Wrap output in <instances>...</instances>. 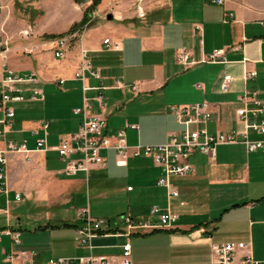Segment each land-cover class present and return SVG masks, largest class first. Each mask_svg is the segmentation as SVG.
<instances>
[{
	"label": "crops",
	"instance_id": "1",
	"mask_svg": "<svg viewBox=\"0 0 264 264\" xmlns=\"http://www.w3.org/2000/svg\"><path fill=\"white\" fill-rule=\"evenodd\" d=\"M10 1L3 2L7 13L0 18V34L8 42V46L0 49V79L7 70L16 74L35 73L40 80L28 87L43 90L45 100L26 101L30 108L24 113H18L14 107L21 103L11 104L16 113L14 131L5 139L0 138V153L6 151L9 141L26 140L28 147L35 149L36 140L44 136L41 130L44 122L50 123L47 144L56 147L79 130L83 116L73 111L84 106L85 96L90 98L89 114H103L107 118V134L113 136V150L103 152L105 165L90 175L94 181L105 182L99 185L98 196L114 199L113 210L106 212L114 215L115 224L107 218L109 232L96 237L92 249L78 246L76 229L83 225L79 210L89 207L96 218H103L104 213L101 209L93 210L89 199L87 207L76 200L85 184L83 173L67 177L63 173L65 164L54 150L7 154V192L0 194V264H7L8 255L21 251L34 252L30 258L36 264L90 255L106 257L110 264H126L127 242L132 246V264H212L211 244L238 242L249 244L252 257L264 264V151L249 153L244 145L238 144L218 147L214 159L194 153L190 162L196 172L172 178L170 182L180 197L170 198L168 190L157 182L163 175L162 169L144 157L130 158L122 166L120 144L121 131H125L129 146L164 143L172 132L183 129L170 108L205 101L213 105L214 112L204 126L209 133L242 131L236 115L240 107L238 97L248 91L264 102V0H225L223 6L208 0H147L142 18L136 17L130 0H104L102 7L110 9L107 15L112 14L114 20L105 21L103 27L94 24L62 60L47 52L43 38L33 40L31 36L36 31L43 36L66 33L82 20L83 10L92 0L86 4L74 0H59V6L48 4L45 7L54 15L71 11L64 26L52 29L58 22L50 26L43 20L36 30L29 26L20 28V37L8 29L10 23L11 29L15 24ZM45 1L48 0H40L41 9L35 8L42 10L43 16L47 15L42 7ZM152 12L155 14L151 15ZM225 14L234 17L226 18ZM96 20L98 24L104 19ZM196 27L200 29L196 31ZM106 39L109 49L104 45ZM23 41L31 44L21 45ZM180 49H186L190 61L197 64L188 68L179 63ZM2 50L5 52L1 53ZM215 50H224L225 63L201 62ZM83 51L89 52L92 67L102 75V81L88 75L85 85L98 87L103 83L108 87L103 94L106 103L114 106L111 110L108 104L105 111L100 109L92 100L96 92L84 94V82L76 78ZM246 70L256 71L257 77L245 80ZM230 77L229 91L224 92L221 84ZM122 79L130 84L125 85ZM60 80H64L61 86L57 84ZM117 81L136 95L143 93L151 98L159 94L166 110L161 113L147 107L132 122L122 118L117 112L123 103L118 92L124 90L115 88ZM52 84L56 87H51ZM24 94L30 95L29 91ZM130 125H137L138 129H131ZM32 130H39V136H32ZM251 137L264 139L262 135ZM129 176L133 181L122 185ZM13 203H29L33 208L47 204L49 210L60 207L64 216L46 220L37 227L24 225L23 230L21 217H12ZM153 207L170 209L179 220L169 229L135 232L125 237L124 215L154 225L158 219L151 213ZM16 234L20 235L19 243L15 242ZM27 263L14 260V264Z\"/></svg>",
	"mask_w": 264,
	"mask_h": 264
},
{
	"label": "built area",
	"instance_id": "2",
	"mask_svg": "<svg viewBox=\"0 0 264 264\" xmlns=\"http://www.w3.org/2000/svg\"><path fill=\"white\" fill-rule=\"evenodd\" d=\"M219 6L225 4V0H208ZM4 6L0 5V13ZM140 14L143 15L140 8ZM226 18H233V14H225ZM90 23L85 24L81 29L64 36L54 39H48L47 46L52 48L55 58L62 59L69 51L70 43L79 39L80 35L85 32ZM104 45L109 49V39L104 41ZM8 46V42L4 40L0 34V48ZM118 51L121 46L117 43ZM5 51L2 50L1 53ZM183 63L189 61L190 55L185 51L181 52ZM184 54V55H183ZM224 50H215L203 62L208 63H225ZM86 73H90L93 79L102 81L101 73L98 69H94L90 63L87 52H82L81 64L76 73V78L84 82V94L87 91H97L96 97L99 105L103 104V92L108 88L101 83L98 87H86ZM244 79H254L257 77L256 71H245ZM39 77L35 73L16 74L10 70L4 72L0 79V138L5 139L14 131L16 113L11 104L23 103L26 101H44L45 94L43 90L37 88H29V85L39 82ZM64 80L58 81V85H63ZM232 78H226L221 84V90L229 91ZM201 85H197L198 89ZM119 88H124L119 82ZM30 93L26 96L24 93ZM89 99L85 96L84 103L87 104ZM240 107L237 109V121L242 124V131H233L228 133H217L216 135L209 133L204 126L210 121L214 112L213 105L209 102H201L193 105L172 106L171 112L176 117L177 122L183 127L181 131L172 132L167 141L156 145H136L129 146L127 144L125 131H121V152L122 166L126 165L130 158H149L154 164L162 169L163 175L157 181L160 187L168 190L170 198H179V191L174 189L172 178L187 177L196 172L194 165L191 164L190 158L194 153H200L208 156L210 159L216 157L217 148L220 146L242 144L246 147L247 152L264 151V139H251V135L264 136V102L258 99L254 93L245 91L237 99ZM84 104L81 108L74 109L75 115H82L83 121L79 130L61 140L56 147H49L47 144V134L50 127L49 122L42 123L41 130L44 136L36 140L35 149H30L26 140L20 143L9 141L6 151L0 153V194L7 192L6 187V155L11 153L29 154L34 151L42 152L54 150L58 153L59 158L64 162L65 168L63 173L67 177H75L81 173L87 176L94 169H98L105 165L106 158L103 152L113 150V136L107 134V118L103 114L91 115L87 111ZM105 108V107H104ZM103 108V111H104ZM131 129H138L137 125L128 126ZM32 136H39V130H32ZM132 188L129 187L128 191ZM17 200L21 199L20 195L16 196ZM183 204V203H182ZM152 215L157 217V224L136 221L131 215H124V223L126 224L125 237L129 238L135 232H142L154 229L172 228L179 216L170 209L163 210L153 207ZM78 217L83 225L76 229V243L81 247L93 248V240L103 234H108L110 227L109 220L104 218H96L91 215L89 207L79 210ZM9 234V233H8ZM19 234L15 235V242L19 243ZM212 264H261L252 257L248 250L249 244L244 242L211 244ZM132 246L129 242L125 243L126 264H132ZM35 255L34 252L21 251L12 253L7 256L6 263L14 264V260L28 261L27 264H36L30 258ZM46 264H110L106 257H89L81 258H59L51 259Z\"/></svg>",
	"mask_w": 264,
	"mask_h": 264
},
{
	"label": "rangeland",
	"instance_id": "3",
	"mask_svg": "<svg viewBox=\"0 0 264 264\" xmlns=\"http://www.w3.org/2000/svg\"><path fill=\"white\" fill-rule=\"evenodd\" d=\"M7 1H9V0H7ZM58 1L59 0H48V1L43 2L42 3V5H43L42 7H44V9L47 12V15L43 16V11L40 10L41 8L39 7L40 0H11L10 3H12V5H13V11L12 12H14V15H15V24H14V27L11 29L12 23H10V25L8 27L9 31H11V32L14 31L17 34V36L20 37L18 35V32H19L20 28H22V30H24V29H28V26H29V27H32L34 30H36V29H38L39 26H41L43 24V20H45V22H47V23H50V26H53V24L55 22L56 23L58 22L55 27H52V29H61L64 26V24H65V18L68 17V16L70 17L72 15L71 11L70 10H66L62 14L54 15L51 12L48 11V7H45V6H48V4H50V6H54V5L59 6ZM74 1L76 2V0H74ZM89 1L90 0H84L82 3H78V4H86ZM130 1H131L132 5H133V10H135V12H136V17L138 15L139 17L142 18L144 16V12H143L142 8H144V10H145V8H146L145 4H146L147 0H130ZM3 2H5V0H0V5H6ZM91 2H93V0ZM103 2H104V0L101 2V4L98 7H96L93 11H91L92 13L89 14L90 15L89 16V21L87 23H90V26H89L88 29H92L94 27V24H95V26L97 25L96 27H103V23L105 21H108L106 19V17H107V12H109L110 9H104L102 7ZM91 4L92 3H90L89 5L85 6V8L83 10L84 11V15H85V12H86L87 8L90 7ZM35 8H40V9L39 10H35ZM57 8H59V7H57ZM140 8L142 9L143 15H141L140 12H139ZM62 9L65 10L64 7ZM6 13H7V11L3 10L1 12V14H0V18L2 16H5ZM154 14H155V12L151 13V15H154ZM84 15H83V18H84ZM99 18L100 19H104V20L103 21L100 20L99 22H97L98 24H96V21H97L96 19H99ZM81 21L79 23H81ZM1 23H2V21H1ZM75 24H77V23H75ZM24 25L26 26L25 28H23ZM88 29L80 35V38L84 35V33H86L88 31ZM195 29L197 31V29H200V28L196 27ZM69 30L67 32H69ZM62 34H64V33H62ZM40 35L41 34H38L37 31H36V34L33 33L31 37L34 38L33 40H35V39L42 40V38H43L42 42H47V40L45 38V35L49 36L50 34L46 33V34H44V36L43 35L40 36ZM75 42H76V40L70 43L69 50H71L73 48V46H75ZM28 44H31V42L23 41L21 43V45H28ZM48 48H47V50H48L47 52L53 55L52 48L50 46H48ZM182 51H185L186 53H188V51H186V49H180V51L177 54V60L179 61V63H181L183 66L188 67V68H189V66L197 64V62H195L194 60L190 61L191 60L190 53H188L190 55L189 61L186 62V63H183V60L181 58L182 57V55H181ZM85 52H87V54H89L88 51H85ZM131 56H133V55H131ZM208 56L209 55H207L206 57H208ZM27 57H29V56H27ZM206 57H204V59H206ZM204 59L201 62L202 63H208V62H203ZM60 60H62V59H60ZM90 63H91V61H90ZM80 64H81V61H80ZM147 71L148 70H146L144 72H147ZM88 75H89L90 78H93L90 75V73H86L85 82L89 78ZM118 82H120V81L116 82L117 85L115 86V88L124 90V92L121 91L123 93V96H122L121 92H118L119 98H121V100L123 99V101H122L123 103H122V105H120V108H119V110H117V112L119 113L120 116H122V118L128 119V120H130L132 122V120L135 117V115H137V114L139 115L141 113H145L144 110L147 109V107L151 108L154 111L159 109V111L161 113L163 112V110H166L167 107H163V104H164V103H162L163 99L159 96V94H155L151 98L142 95L143 93L136 95V94H134V92L130 91L131 89H129V88H127L125 90V86L124 85H123L124 88H119L118 87ZM122 82L125 85H127V86H128V84H130L128 81H125V80H123ZM51 87H56V86L52 84ZM86 87H88V86H86ZM91 88H93V87H91ZM91 91H93V90H91ZM95 92H96V96L92 100H94L97 103V106L100 109H103L105 107L104 108V111H105L106 104H108L107 106H109L110 110L112 108H114V106H112L111 103H110V105H109L108 102L106 103L105 96L103 97L102 106L99 105V103L96 100L98 92L97 91H95ZM139 95H141V96L138 97ZM88 99H89V101H91L90 98H88ZM89 101L87 102V104H85L87 106V111L91 107ZM132 101H135V103H132ZM34 104H37V103H34ZM14 107L17 109L18 113H24V112H29L30 104H28V102H24L23 104L21 103L19 105H15ZM167 111H169V110H167ZM170 111H171V108H170ZM91 115H97V114H91ZM117 138H116V140H117ZM50 169H55V168L51 167ZM105 173H108V172H105ZM83 176H84V179H85V184L82 187V191L76 195V200L79 201L81 206L85 205L87 207L88 206L87 205V203H88L87 201L89 199V205L92 207L93 210L101 209L99 211L104 212L102 217L104 219H106V220H108L107 218H109V220H111L112 224H115V220L112 219V218H114V215H111L110 213L106 212V210H110V209L113 210V208H114V199L112 197L105 198V197H102V196L101 197L98 196L99 193H100L98 187L102 186L105 182L101 181V180L94 181L96 179L92 176V174L88 177V179H87V175L86 174H83ZM128 180L133 181L132 177L129 176V178L125 179V181L123 180L121 182V184L122 185L124 184L126 186V184H128L127 183ZM130 184H132V183H130ZM28 204L29 203H22V204L13 203L11 205L12 217H16V216H20L21 217V220L23 222V230L25 229L24 225L28 226V224H29V225H35L37 227L38 225L45 224L46 220L49 221L51 218H52V220H59L60 218H62L64 216V211L60 207L54 208L53 210H49L47 204H44L41 207L36 206L35 208L31 207V205H28ZM121 206H123V205L120 204V207ZM64 210H67V209L64 208ZM3 218H5V217L3 216ZM25 232L26 231H24V233Z\"/></svg>",
	"mask_w": 264,
	"mask_h": 264
},
{
	"label": "trees",
	"instance_id": "4",
	"mask_svg": "<svg viewBox=\"0 0 264 264\" xmlns=\"http://www.w3.org/2000/svg\"><path fill=\"white\" fill-rule=\"evenodd\" d=\"M84 0H76L77 3H82ZM103 0H93L92 4L90 7L87 8L86 12H85V15H84V18L82 19L81 23H77L75 25H73V27L69 30V32L67 33H64V34H60V35H49V36H45V38L48 40V39H54V38H57V37H61V36H64L68 33H72L80 28L83 27L84 24H86L88 21H89V14L92 13L91 11H93L96 7H98L101 2ZM107 233L109 231H106Z\"/></svg>",
	"mask_w": 264,
	"mask_h": 264
},
{
	"label": "water",
	"instance_id": "5",
	"mask_svg": "<svg viewBox=\"0 0 264 264\" xmlns=\"http://www.w3.org/2000/svg\"><path fill=\"white\" fill-rule=\"evenodd\" d=\"M106 19L108 21H113L114 20V16L112 14H108L107 17H106Z\"/></svg>",
	"mask_w": 264,
	"mask_h": 264
},
{
	"label": "bare ground",
	"instance_id": "6",
	"mask_svg": "<svg viewBox=\"0 0 264 264\" xmlns=\"http://www.w3.org/2000/svg\"><path fill=\"white\" fill-rule=\"evenodd\" d=\"M155 230V229H154Z\"/></svg>",
	"mask_w": 264,
	"mask_h": 264
}]
</instances>
